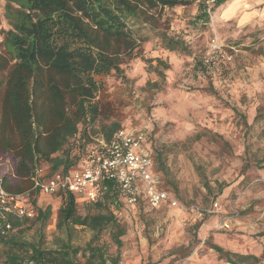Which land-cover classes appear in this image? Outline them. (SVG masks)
<instances>
[{
	"label": "rangeland",
	"instance_id": "1",
	"mask_svg": "<svg viewBox=\"0 0 264 264\" xmlns=\"http://www.w3.org/2000/svg\"><path fill=\"white\" fill-rule=\"evenodd\" d=\"M190 1L164 8L160 20L169 35L185 41L187 52L169 51L151 36L122 65L125 78L114 72L107 78L109 99L116 101L112 121L152 134L154 154L162 153L161 179L179 202L122 210V247L110 229L97 242L109 262L118 255V264H231L213 248L219 245L262 258L240 264H264V15L251 13L244 24L243 15L223 16L224 3L206 20L205 0ZM5 5L0 0V45L11 29ZM38 200L53 207L46 229L51 246L62 199ZM92 236L79 228L74 243L85 247Z\"/></svg>",
	"mask_w": 264,
	"mask_h": 264
},
{
	"label": "trees",
	"instance_id": "2",
	"mask_svg": "<svg viewBox=\"0 0 264 264\" xmlns=\"http://www.w3.org/2000/svg\"><path fill=\"white\" fill-rule=\"evenodd\" d=\"M226 1L220 0L217 6ZM190 3L6 0L5 15L11 29L0 45V187L12 193H28L36 214L26 219L9 215L12 229L0 234V264L119 263L118 255L109 262L106 249L97 243L110 229L117 247L123 245L126 230L119 223L120 215L115 214L116 209H122L123 198L114 182H106L103 201H78L69 191L57 194L62 199L58 234L49 246L46 229L53 207L39 205L32 178L36 167L45 168L46 178L82 169L92 137L101 135L110 141L123 127L119 121H112L116 101L109 99L107 78L113 72L125 78L122 65L135 58L136 50L151 36L169 51L187 52L185 41L169 35L160 20L164 8ZM201 14L202 19L209 20L204 5ZM157 60L168 68V63ZM98 121L99 131L93 132ZM153 144L148 131L146 146L153 156L154 171L162 187L167 188L160 175L165 172L162 153L155 155ZM81 204L86 206L85 214L79 212ZM142 205L147 206L144 201L137 206ZM36 225L35 236L27 238V232ZM79 228L93 233L85 247L74 243ZM213 248L231 264L259 263L262 259L226 251L219 245Z\"/></svg>",
	"mask_w": 264,
	"mask_h": 264
},
{
	"label": "built area",
	"instance_id": "3",
	"mask_svg": "<svg viewBox=\"0 0 264 264\" xmlns=\"http://www.w3.org/2000/svg\"><path fill=\"white\" fill-rule=\"evenodd\" d=\"M219 1H204V12L210 18H213L214 8ZM205 61L209 62L210 59L206 58ZM92 139L82 160V169L46 178L44 167L35 168L32 179L34 189L40 196L69 191L76 195L78 201H103L108 190L106 182L112 181L123 198L122 209L135 208L143 201L152 209L163 205L179 206L177 198L169 189L162 187L154 171L153 156L146 146V128L121 127L110 141H106L101 135H95ZM122 209H116L115 214L121 213ZM35 214L36 209L28 193H12L0 187L1 235L12 229L9 215L26 219L33 218Z\"/></svg>",
	"mask_w": 264,
	"mask_h": 264
},
{
	"label": "crops",
	"instance_id": "4",
	"mask_svg": "<svg viewBox=\"0 0 264 264\" xmlns=\"http://www.w3.org/2000/svg\"><path fill=\"white\" fill-rule=\"evenodd\" d=\"M224 3H227V5L223 11V16H227L233 12L236 15H241V17L243 15L242 22L244 24L248 22L249 19H252L251 13L255 16H258V14L264 15V0H227ZM238 9L242 11L240 12Z\"/></svg>",
	"mask_w": 264,
	"mask_h": 264
}]
</instances>
